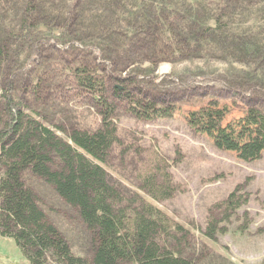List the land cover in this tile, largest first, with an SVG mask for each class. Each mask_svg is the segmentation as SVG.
<instances>
[{
  "label": "trees",
  "instance_id": "1",
  "mask_svg": "<svg viewBox=\"0 0 264 264\" xmlns=\"http://www.w3.org/2000/svg\"><path fill=\"white\" fill-rule=\"evenodd\" d=\"M263 15L264 0H0V72L11 43L35 46L51 40L67 46L58 53L63 77L56 71L47 87L52 85L54 97L65 86L68 92L83 93L100 121L94 129L67 128L54 124L52 114L48 119L22 100L4 97L0 236L11 238L28 264H194L168 242L176 234L178 241L184 239L183 226L156 206L181 192L171 163L154 147H135L136 188L111 179L104 166L113 147L122 145L116 125L120 114L152 122L173 113L143 99L134 90V78L119 79L113 73L142 59L151 70L157 55L172 62L223 49L228 56L246 57L242 62L249 66L253 56L262 53L264 58ZM106 61L110 72H105ZM39 85H31L34 100ZM227 113L225 105L210 100L188 112L185 121L216 149L232 152L242 162L258 160L264 151V110L251 104L231 120ZM129 147H120V156ZM26 174L42 180L74 210L90 238L87 256L72 252L25 182ZM241 187L236 185L208 209L204 237L213 240L227 231L247 202Z\"/></svg>",
  "mask_w": 264,
  "mask_h": 264
},
{
  "label": "rangeland",
  "instance_id": "2",
  "mask_svg": "<svg viewBox=\"0 0 264 264\" xmlns=\"http://www.w3.org/2000/svg\"><path fill=\"white\" fill-rule=\"evenodd\" d=\"M71 43L80 46L78 42ZM66 47L54 45L51 40L35 46L11 43V49L15 50L10 49L5 69L0 72V115L7 97L22 100L48 119L52 114L54 124L82 129L99 126V118L87 96L73 90L68 92L65 86L64 92L57 90L54 97L50 93L52 85L47 87L56 71L58 76L61 74L60 79L63 77L64 62L58 53ZM92 52L98 55V51ZM206 54L198 51L172 62L162 61L157 55V64L151 70L142 59L121 72L109 73L119 79L134 78V90L139 89L143 99H152L154 104L168 107L173 113L152 122L120 114L116 125L122 145L113 147L104 166L111 179L136 188L134 148L154 147L171 163L173 179L181 188L172 199L156 203L184 228V239L178 241L180 235L176 234L168 238L169 244L194 264H264V151L258 160L242 162L234 153L216 149L209 137L193 131L185 121L188 112L210 100L227 107L226 120L238 118L251 104L264 110V58L260 53L247 62L249 66H244L242 61L246 57L241 60L228 56L225 49L223 53ZM147 57L156 59L155 55ZM104 64L105 72H110L111 64L108 61ZM36 82L40 85L34 100L31 85ZM126 145L130 147L120 156V147ZM24 179L72 252L87 256L90 238L74 210L63 204L42 180L29 174ZM236 185L242 186L240 192L246 194L247 202L231 218L225 233L207 239L201 230L208 209ZM0 264H28L11 238L0 236Z\"/></svg>",
  "mask_w": 264,
  "mask_h": 264
}]
</instances>
